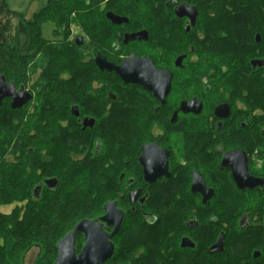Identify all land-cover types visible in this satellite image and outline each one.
Here are the masks:
<instances>
[{"label":"flooded vegetation","instance_id":"flooded-vegetation-1","mask_svg":"<svg viewBox=\"0 0 264 264\" xmlns=\"http://www.w3.org/2000/svg\"><path fill=\"white\" fill-rule=\"evenodd\" d=\"M86 1L91 4V1ZM145 4L156 9V22L150 23L148 19H138L139 22H136L131 17L120 15L129 21L116 25L107 18L110 12L105 18L96 19L110 30V37L103 47L95 48L90 54L83 35L71 37L68 46L78 48V55L83 58L86 68L97 77L91 83V89L81 87L79 103H74V96L52 97L50 88L48 93H42V88L32 78V88L22 84L15 86L17 92L23 90L32 96L18 110L24 112V109L33 105L36 114L31 113L36 118L32 122L31 119L28 121L30 130H34L32 138L41 126L51 131L55 125L56 137L53 142H60L62 136L68 137L71 139L68 149L88 154L93 152L96 155L94 158L99 160L104 157L102 154L106 151L107 143L104 139L93 140L92 134H106L107 126L101 122L115 123L119 118H125L131 126L126 132L125 146L120 147L117 146L116 131L112 129L111 140L115 144L111 143L108 155V165L112 171L111 199L104 201L102 196L105 194H96V216L85 219L102 225L104 232L111 235L114 226L102 220L106 215V205L116 203V208L123 213L121 227L110 240L113 254L103 264H264L263 221L253 218L249 211L213 209L217 201L264 198V186L255 190H241L233 178L232 169L222 166L226 154L243 151L247 155L249 174L264 180V161L241 147L242 139H257L262 133L260 125L255 124L261 113L260 106L246 98V86L251 84L218 83L222 84L220 89L217 83L207 78H204V82L196 79L194 67L197 70V65H191L196 61L195 45L208 41L214 34L213 19L217 15L213 10L214 3L205 0H156ZM183 5L196 9L195 24H192L193 11L187 9L184 17L177 16V9ZM140 32H147L149 39L125 43L127 36ZM153 36L159 39L158 59L142 51L143 47L150 45ZM166 43L172 49L166 47ZM51 45L57 48L55 43ZM132 55L150 58L158 71L171 73V88L164 103L142 86L127 85L115 72L102 71L96 64L97 57L102 56L109 63L120 66ZM60 85L66 89L57 92L69 95L68 87L74 84L68 82ZM218 91L221 96L216 98ZM7 100L11 107L12 99H5L3 103ZM193 100L202 104L199 113L181 110L184 102ZM43 105H46V113L60 118L54 125L49 120L40 124ZM221 105L229 107V114L225 118L216 116V109ZM175 113L176 121L172 123ZM51 119L53 116H50ZM85 120H93V127L84 128ZM254 143L257 149L259 141ZM147 146L148 151L144 153ZM118 148H121L120 152ZM0 151H5V147L0 148ZM34 151L30 149L29 153ZM54 151L52 146L46 152L50 156L48 169L52 168L53 157L50 154ZM142 156L154 169L166 158L168 175L148 181L140 161ZM1 157L3 160L5 155ZM1 165L0 201L16 202L0 206L3 214L17 211L22 216L29 202L36 203L40 196L42 199L44 192L56 188L50 187V181L56 180L53 175L40 180L33 178L28 168H33L32 165L25 168L30 178L11 180L3 177L1 170L6 166H14V170L7 168L11 176L16 170L23 169L21 161L6 163L3 160ZM157 173L155 171L153 175ZM197 176L203 179L206 190L214 191L206 204L205 194L193 190L194 178ZM230 217L239 219L230 220ZM81 236L84 240L81 247L78 248L76 241L78 255L86 243L84 235ZM31 251L29 249L27 254ZM23 264H26L25 259Z\"/></svg>","mask_w":264,"mask_h":264},{"label":"trees","instance_id":"trees-1","mask_svg":"<svg viewBox=\"0 0 264 264\" xmlns=\"http://www.w3.org/2000/svg\"><path fill=\"white\" fill-rule=\"evenodd\" d=\"M89 1H91V4H88L86 0H56V2H67L70 4V7L66 6L68 10L63 6L57 10V18L69 19L72 12L77 10H80L78 11L79 15L84 14L87 17L105 18L108 12L117 16L131 17L127 12H124L126 9L121 10L120 1L112 0L116 4H113L114 2L109 3L106 9L99 7L105 0ZM145 1L148 3L155 2V0ZM219 1L223 2V4L219 8L218 6L213 8L214 12L217 13L213 19L214 34L208 41L198 42L195 45V49L197 54H201L203 51L206 52L207 61L209 60L208 62L202 61L200 63L201 66L207 64L208 68V64L214 65L216 61L228 63L229 67L226 73H222L220 69L217 71L218 76L215 73L221 80L251 84L246 86V98L260 106L261 113L257 117L255 124L260 125L262 133L259 134V138L256 136L257 139L245 138V143H248L247 145H250V143L255 144L254 141L258 140V149L260 154L264 155V67L253 68L251 64L254 60L264 62V0ZM78 2H82V5L78 8L72 4H77ZM151 11L153 15H149ZM145 12L151 17H157L154 7L145 10ZM43 15V12H39L34 16V19L21 22L27 30L24 33H20L18 27H16L14 31L17 34L12 38L11 34H7V31L10 28L12 29V19H17L19 22L24 17L21 13L11 11L6 0H0V77L4 76L7 83H14L15 86L25 85L18 80H21L22 75H25L31 59L36 56L37 52H34L35 46L43 47L47 45L48 50L46 51L49 53L43 64L44 72L38 75L36 81L42 88V93H48L50 88L52 97H57L59 95L55 94V91L59 88L66 89L60 84L70 83L63 75L59 74L63 70L62 63L64 65H77L76 58L78 54L77 51L71 48L57 51V48H53L44 40L45 38L42 37L39 27H41L40 24L42 25L49 20H46ZM34 27H37V29H32ZM257 35L261 38L260 43H257ZM44 55L46 54L44 53ZM64 56L69 57L65 60L66 63L59 59ZM22 66H24L25 71L22 70ZM18 69L20 70L19 72H24V74L19 72L17 74ZM86 69L89 70L88 67ZM61 96L65 97L66 95L62 94ZM43 97L47 96L43 95ZM45 107L46 105L43 106V111L46 114ZM22 112L23 110L11 109L8 100L0 107V131L6 132L4 134L5 138L0 139V147L1 145L4 147L6 145H16L19 148L26 146V143L21 139L22 137L15 140L10 137V134L16 130L15 128L21 126L20 122H15L13 118L16 116L21 117L23 115ZM35 118L36 115L33 120ZM125 120V118L117 120L118 132L116 135L118 147L126 144V134L125 132H120V129L126 125ZM40 124H42V121ZM40 129H42V126ZM27 136L29 138L25 137L26 142H30L33 138L29 135ZM120 149L118 148V152H120ZM5 152L0 151V168H2L1 164L3 162L1 156ZM63 154L60 155L62 158L65 157ZM33 155H36V151L25 155V157L31 159ZM49 163V159L44 158L41 161H37L36 166L42 170L44 176L53 175L56 178V188L52 191L47 190L44 192L42 199L40 196L36 203L29 202L26 207V213L22 216L17 211H13L11 214L0 212V264H13L14 261L17 264H23V258L29 249H38L39 251L34 264H53L57 252V243L74 230L78 222L85 219H93L96 216L98 208L96 205V194L91 192L92 186L85 180L94 179L96 168L85 166V169H79L75 165L71 166L69 164L65 169L54 168L53 166L48 169ZM89 164L96 165L97 159L91 160ZM10 169L12 170V168ZM48 172H50L49 175H47ZM15 203V201H0V206ZM82 208L84 210L81 214H75V209ZM213 209L249 211L253 218L261 219L263 221L261 224L264 225V198L246 197L240 200L217 201L214 203ZM233 219L238 220L239 218L230 217V220ZM236 224L239 225V223ZM77 241V246L79 247L83 237L80 235Z\"/></svg>","mask_w":264,"mask_h":264},{"label":"rangeland","instance_id":"rangeland-1","mask_svg":"<svg viewBox=\"0 0 264 264\" xmlns=\"http://www.w3.org/2000/svg\"><path fill=\"white\" fill-rule=\"evenodd\" d=\"M54 1H55V3H54ZM108 1L109 0H105L103 3H101L99 5V7H102V9H106V8H108L109 3L114 2L113 4H116L115 1H112V0L110 2H108ZM118 1H120L119 4H120V7L122 8L121 10L123 11V9H126L124 12H127L128 15H130L132 19H135L136 22H139L138 19H140V21H142L143 19H145V20L148 19V20H150L149 21L150 23L156 22L157 17L149 16V15H153L152 11H151V14H149V15L146 14L145 10L151 9L152 6L151 5L145 6L146 5L145 3H148L145 0H140V2H138V3L133 2L131 0H116V2H118ZM196 1L204 2V0H196ZM210 1L212 2V0H205V2H210ZM6 2L8 5V8L11 11L21 13L22 16L24 17L23 19H20L19 22L17 19H12V22H11L12 23V25H11L12 29L10 28L7 31V34H9V35L11 34L12 38L14 35L17 34L14 31L16 29V27H18L20 33H24L27 30L21 24V22L34 19V16L37 15L39 12L40 13L43 12L44 13L43 16L46 17V20H49L48 22H46L42 25L40 24L41 27H39V28L41 29L42 37H44L45 38L44 40L50 45L52 43H55L57 45V51L61 50V49L65 50V49L71 48L74 51H77V54H79L78 48H76L74 46H71V47L68 46V44L71 40V37L73 38L77 34H81L85 37L89 54L92 53L95 50V48H98L101 46L103 47L104 46L103 43L106 41V39L108 37H110V32H109L110 30L106 27H103L102 26L103 24L101 22L99 23L96 20V19H100V18H97L95 16L94 17H92V16L87 17L84 14L79 15L78 11H80V10L72 12L71 17L69 19L63 20V19L57 18V16H58L57 10L60 7L63 6L67 10H68L67 7H70V4L67 2H56V0H6ZM213 3H214V6L215 7L218 6V8L220 7L221 4H223V2H221L219 0H213ZM72 4L77 6V8H78L79 6L82 5V2H80V3L78 2L77 4H74V3H72ZM92 7H94V6H92ZM120 13H123V12H120ZM92 19H94V21ZM37 27H38V25H37ZM37 27H34L32 29L35 30V29H37ZM165 45L169 49H172L168 43H166ZM36 46L34 49V52L35 51L37 52L36 56H34L31 59V61H30L31 63L28 66V71H25L24 66H22L23 67L22 70H24L26 73H25V75H22L21 80H18L19 82H23L27 87L29 86L31 88L33 87L32 85L34 83L32 78H34V80H37L38 75L42 74L44 72L43 71L44 70L43 64H44V61L47 59V55L49 53L46 51V50H48L47 45H44L43 47H40L39 45H36ZM53 48H56V47L53 46ZM158 48H159V39L157 38V36H153L152 42L150 43V45L148 47H143L142 51H143V53H146V54H149V53L153 54L154 58L158 59V57H157V49ZM44 53L46 55H44ZM67 58H69V57L64 56V57H60L59 59L62 62H65V60ZM55 59H56V57H55ZM76 60L78 62V63L76 62L77 65L76 64L75 65H64V63H62L63 64L62 65L63 70H62V72H59V74L63 75V77H65L68 81L73 82V84H74V85H71V87L67 86L68 88H70V90H69L70 94L66 95L65 97H73L74 96L75 97L74 103H79V99L81 97L79 91H81V87L85 86L84 89H86V90L91 89L92 88L91 83L94 80H97L96 79L97 77L95 76V74H93V72L90 73V70L85 68L86 65L83 63L82 57H80L78 55ZM195 60L196 61H193L194 63H191V65L192 66L197 65V70L194 67V70H195L194 75L195 74L197 75L196 79L204 82V78H207V80H209L210 82H212L214 84L215 83H217V84L222 83L223 84V83L229 82L226 80H221L220 77L219 78L217 77L218 76L217 71L219 69L222 70V73H226L228 71L229 65H227L228 64L227 62L219 63L216 61V63L214 65L208 64V68H207V64H204L201 66L200 63L202 61H206V62L209 61V60L207 61V55H206V52H204V51L201 54H199V53L196 54ZM19 71L20 70L18 69V71L16 73L17 74L22 73ZM215 73L217 76L215 75ZM222 73H220V74L222 75ZM22 74H24V72ZM220 74H219V76H221ZM188 75H190V74L188 73ZM184 78H185V76H184ZM183 81H185V80H183ZM84 82L85 83L87 82L86 85H83ZM222 84H218L220 86V89L222 87ZM60 90H63V89L59 88L58 91H60ZM218 92L215 94L216 98L221 96L220 91H218ZM58 93L59 92L55 91V94H58ZM57 97H62L61 93H59V96H57ZM33 108H34L33 105L30 107H27L26 109H24L25 111L22 112L23 115L21 117L16 116L15 118H13L15 120V122H17V123L20 122L21 126H17L15 128L16 130H14L13 133L10 134L11 135L10 137H13L14 140L18 139L19 137L20 138L22 137L21 139L23 142L26 143V146L19 148V146H16V145H11V146L6 145L5 146L6 152L4 154L5 157L3 158L4 162H6V163L7 162L14 163L17 161H21V163L23 165V169L16 170L15 173L10 176L8 174L9 171L7 168L9 167V168L13 169V166H6L3 170H1L2 171L1 173H3V177L7 178L8 180H11L13 178L16 179L19 177H21V178L29 177L30 175L27 176V173H26L27 169H25V168L28 167L29 165H32L33 168L32 167H28V168L32 172V176H34L33 178H35L37 180L44 178L45 177L44 174H42L41 173L42 171L39 170V168H37L36 163H37V161H39V160L41 161V159H44V158L49 159L48 157H50V156L46 152L49 148L51 149V147L53 146L55 148V151L52 152V154H50V155H52V157H53V160H51V162H52V166L54 168L65 169L69 164L71 166L75 165L79 169H85L84 168L85 166H93L94 168H96V170L94 172V174H95L94 179H90V180L85 179V180L88 183H90V185L92 186V189H90V190L93 194L103 193L105 195L102 196L103 197L102 200H105V201L110 200L111 197L109 195L112 193L111 192V172L112 171L108 165V164H110V159H109L108 155H110V151H111V147H112L111 145L115 144V142L113 143L112 142L113 140H111V137H112L111 134L113 132L112 129L114 131H116V134H117V132H118L117 131L118 130L117 129V125H118L117 122L118 121H116V123H114V122H110V123L101 122L103 125L107 126L106 134L103 136H100L99 133H97V132H96V134H92L93 140L104 139L105 142L107 143L106 151L104 152V154H102L104 157H102L101 160H99L98 158H94V157H96V155H94L93 152L88 154L89 152L81 153V152H76L75 150L68 149L67 146L69 144H71V139L69 140L68 137L65 138L64 136H62L63 139L60 142H55V141L53 142L52 140H54L56 137V135L54 133V130L56 129V127L54 124L57 122V119H60V118L59 117L54 118L56 116L49 115L48 113L45 114L44 112H43L42 119H41L42 122L49 120V122H51L54 125L53 129L50 131L49 128L47 129V127H44L45 129L44 128H42V129L38 128V130L36 129L37 132H36L35 136H33V139L30 142H26L25 137L29 138L27 135H29L31 137V134L34 131V130H30V127L28 126V121H30V119H31V122H32L33 117L35 116V115H32V113L36 114V112L33 111ZM54 114H56V113H54ZM50 116H51V118L53 116V119L50 120ZM122 121H124V120H122ZM125 123H126V125H124L125 127L123 126L120 129V132H125V134H126L127 130L131 129V126L127 125L128 124L127 121ZM1 127H3V126H1ZM136 129H141V128H136ZM5 133L3 131H0V139L5 138L4 137ZM116 142H118V140H116ZM247 144L245 143V139L241 140V147L246 148L253 155L260 156L261 157L260 160L263 162L264 161V155H262V154L257 155V152L260 153V150L258 148L256 149L257 145L255 146V144H252V143H250V145H247ZM2 147H4V146L1 145L0 148H2ZM30 149H33L36 151V155H33L31 159L25 157V155L29 154L28 152ZM59 153H62V154L64 153L65 155L63 154V156H65V157L62 158V156H60L62 154H59ZM20 154H24V155L20 156ZM94 159H97V164L96 165L95 164H89V162L91 160H94ZM103 160H106V161L103 162ZM39 173H41V174L38 176ZM86 173H87V171H86ZM81 185H82V183H81ZM83 185L85 186V184H83ZM83 210H84L83 208L82 209H75V212H76L75 214H81L83 212ZM83 242H84V240L82 241V243ZM81 244L79 247H81ZM57 253H58V251L56 252V256H55V259L53 261V264L55 263V261L57 259ZM38 254H39L38 249H33L29 254L25 255V258H23V260L25 259L26 264H34L35 260L38 257ZM11 263H12V261H11ZM13 264H17V263L14 261Z\"/></svg>","mask_w":264,"mask_h":264},{"label":"water","instance_id":"water-1","mask_svg":"<svg viewBox=\"0 0 264 264\" xmlns=\"http://www.w3.org/2000/svg\"><path fill=\"white\" fill-rule=\"evenodd\" d=\"M193 11L192 24H195L197 12L195 8H188L186 5L177 9V16L184 17L186 10ZM107 18L116 25L128 23V19L120 17L114 13H108ZM149 35L147 32H140L138 34L126 37L125 43L129 41H147ZM257 43H260L259 35L256 37ZM97 66L102 71L115 72L121 80L127 84L142 86L145 90L154 94V96L165 102V98L170 92L172 75L169 71H158L153 60L144 57L139 58L132 55L131 58L126 59L120 66L109 63L106 58L99 56L96 59ZM253 68L264 67V62L254 60L251 62ZM12 99L11 109L18 110L25 106L32 96L25 91L20 93L16 91L15 84H7L4 76L0 77V107L5 99ZM202 104L198 100H193L190 103L184 102L181 110L185 113L195 111L199 113ZM197 110V111H196ZM229 107L221 105L216 109V116L225 118L228 116ZM177 113H175L172 123L176 121ZM93 120H85L84 128H92ZM148 147L144 148V153L148 151ZM151 147V146H150ZM146 156V155H145ZM145 156L141 157V163L144 166V173L148 181H154L158 177L167 176L168 164L166 158L163 163L156 169L150 164H147ZM223 167H230L232 169L233 178L237 186L241 190L250 189L255 190L258 187L264 186V180L255 178L249 174L247 155L243 151H234L226 154L222 162ZM157 171L156 175H153ZM194 178L193 190L205 194L204 203L213 197V190H206L205 183L200 176ZM51 188H55L57 181L52 180ZM206 191V192H205ZM208 191V192H207ZM106 215L102 219L107 222L109 226H114V231L111 235L104 232L102 225L97 224L92 220H82L77 223L74 230L68 233L57 244V259L54 264H103L106 260L111 258L113 254V244L111 238L119 231L122 221L123 213L116 208V203H109L105 207ZM79 235H84L86 243L82 252L78 255L76 250V241Z\"/></svg>","mask_w":264,"mask_h":264}]
</instances>
